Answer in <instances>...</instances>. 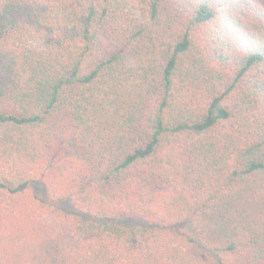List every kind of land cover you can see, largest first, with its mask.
I'll list each match as a JSON object with an SVG mask.
<instances>
[{"label": "trees", "instance_id": "1", "mask_svg": "<svg viewBox=\"0 0 264 264\" xmlns=\"http://www.w3.org/2000/svg\"><path fill=\"white\" fill-rule=\"evenodd\" d=\"M0 264H264V0H0Z\"/></svg>", "mask_w": 264, "mask_h": 264}]
</instances>
